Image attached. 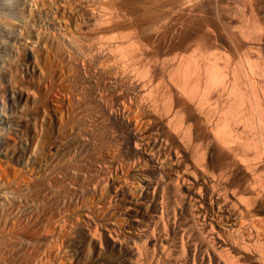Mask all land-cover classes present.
Returning <instances> with one entry per match:
<instances>
[{
  "label": "bare ground",
  "instance_id": "obj_1",
  "mask_svg": "<svg viewBox=\"0 0 264 264\" xmlns=\"http://www.w3.org/2000/svg\"><path fill=\"white\" fill-rule=\"evenodd\" d=\"M112 1L94 0V12L85 15L87 24L99 30L115 23L118 5L115 4L116 8ZM138 2L142 9L156 8L155 13L149 14L153 21L144 26L147 25L148 33L145 30L146 34L139 33L138 28L99 32L92 37L94 46L88 50L94 54L97 75L94 79L98 80L93 120L108 130L106 138L113 145L105 165L91 166V171L94 168L98 176L96 181L90 179V184L95 188L108 173L121 167L126 173L121 179L117 177L112 187L115 194L123 193L132 185L138 195L133 199L127 193L122 198L127 219L123 230L104 227L109 250L115 253L114 258L116 255L112 262L104 264H264V0ZM22 3V0H0V15L8 11L9 4L21 7ZM6 30L9 29L0 26V36H5L9 44L22 42L19 28L13 33ZM71 40L68 41L74 43ZM29 43L22 42L26 45L24 56L31 66L36 60L32 46L35 42ZM0 54V264H17L21 251L24 255L19 264H42L44 259L30 257L29 247L39 241L44 251L46 241L50 234L54 235L61 220L46 222L44 219L40 228L27 221L31 217L25 220L27 215L25 221H20L23 216L20 217L19 205H23L29 179L31 183L34 180L36 152L30 151L29 144L37 134V125L30 109L31 114L24 110L25 114L17 115L18 85L13 81L16 66L6 64V52L1 50ZM24 93L22 101L27 104L29 91L24 89ZM21 117L29 130L22 150L17 151L16 143L4 145L3 140L6 135L16 140ZM82 187L78 184L75 193H80L85 186ZM25 203L28 201L24 200ZM30 205L33 207V202L27 206ZM84 218L91 219L86 213ZM32 225L38 227L36 232ZM91 226L92 230L86 226L90 230L85 231L89 240L87 235L85 238L90 245L100 248L101 238L97 236L99 233L95 234L97 228L94 230V225Z\"/></svg>",
  "mask_w": 264,
  "mask_h": 264
},
{
  "label": "rangeland",
  "instance_id": "obj_2",
  "mask_svg": "<svg viewBox=\"0 0 264 264\" xmlns=\"http://www.w3.org/2000/svg\"><path fill=\"white\" fill-rule=\"evenodd\" d=\"M8 1H10V0H8ZM24 1H26L27 3ZM109 1L111 3L112 0H109ZM22 2L23 3H22L21 7H16L17 5H15L13 7L12 4H14V3L9 4L8 7H6L9 12L5 11L2 15H0V20H1L0 26L1 25L5 26L7 29H9L8 31H10L12 33L18 32L19 31L18 28H19L20 34L22 32L23 35H26V36H23L21 34L22 39H23L22 40L23 43L31 42V44L30 43L29 44L32 45L35 42L34 43L35 45L33 44L32 46H34L33 48L35 51H33V52H35V57H36L35 59L36 60H34L35 64L34 63L32 64L33 67L29 68L32 65L30 66V64L28 62L29 60H27L24 56V49H25L26 45L22 44L21 41H20L21 44L20 43H13V42H10L11 44H9V41L5 36H2V37L0 36V44L3 45V46L0 45V46H2V48H0V51L3 50L4 53L6 52V54H4V58H7L5 60V61H7L6 64L9 63L10 65L14 64L16 66V73H14L13 81H14V83H16L15 85H18V86H16L18 91L16 90L17 93L15 94V100L18 104L17 115L19 116V114H20V116H21V113H22V115L25 113H29V114L32 113L31 115H34V118L36 117L35 118V126L37 125V128H36L37 134H35V137H33L34 139L33 138L31 139L32 141L30 140L29 148H30V151L33 150V153L36 152L35 154L37 156V157H34L35 154L33 156L35 168L32 171L34 173L33 174L31 173V174L34 177L32 175L30 177H33V179H34V180H32L33 184L34 183H36V184L39 183V184L33 185L30 181L31 178L29 179V182H30L29 185L30 186L28 185V189L30 191L27 189L25 192V195H24V197L26 196V199L24 197L22 199V201H23L22 204L24 206L19 205V210L21 211L20 217L23 216V218H20V221H22V219H23V221H25V220H27V218L29 219L31 217V220H27V221H31V224H32V222H34L35 226H39V228H40L44 222V219L46 222L52 221V220L58 221V219L61 220V221H59L60 225H58V227L56 228L54 235H53V233L50 234L53 237L49 236V239L46 241L44 251L42 249V245L39 244V241H38V243L36 242V246L33 245V244H35V242L33 244H31L32 246L29 247L31 249V250L30 249L29 250L32 252V254L30 252V257L33 259L36 256L35 258L39 259V260L41 259V261L44 259L41 262L42 264H87V263L88 264H104V263L112 262V260L116 258V255L114 258L115 253L110 251L111 249L109 248L108 243H107L108 239L106 236V231H104V227H105V230L108 228H111V226L114 227L115 229L119 230V231L121 229L123 230L124 229L123 227L126 226V224H124V223L127 222L126 213L124 210V206H125V200L124 199L127 197V193H129L128 195H130V197H133V199L138 198V195L136 193V189L132 185L129 186L128 189L123 188L124 189V190L122 189L123 193L119 191V194H117L118 196L115 194L114 188H112V187L116 184V182L118 181V178H120L121 175L124 176V174L126 173V170L123 169L124 170L123 171L121 167H118L116 169V171H112V172L108 173L103 181H99L100 184L94 183L95 188H93V189H95V190L92 189V184H90V181L93 180V178H94V181H96V178L98 176L97 173L93 171L94 168H96V165L98 163L103 164L104 162H106V160L110 156V153L112 152L113 145L110 142H108V140L106 138L107 134H105V133H107L108 130L104 129L101 124L97 125L95 120H93V119H95V115H96V108H94L95 106L93 103H94V96L96 95V93H98L97 92L98 91L97 85H96V82L98 80H97V78L94 79L95 77H97L96 67L94 64V54H93V52L91 53V51H88V50H89V48H92V45L94 46V41H93L94 39L93 38H94L95 34H97L99 32L100 33L102 32L103 34L106 32V34H107L111 30L120 31L122 29L125 30V29H134V28H135V30L138 28L137 32H139V33L144 32V30H145V32H147L146 31L147 25L145 28H144V26H145V24L149 25L150 22L153 21L152 20L153 17L150 16L149 14L155 13L156 8L151 7L148 10H146V8L142 9L139 6L138 0H137L138 3L135 0H128V1L127 0H113L112 3L114 5L115 4L118 5V8H117V5H115L117 8L116 13L118 14V20L115 23H113L111 25L103 26L98 30L96 28L94 29V25H90L89 23L87 24V20L85 19L86 18L85 15L87 14V12L88 13L92 12V10L94 12V6H93L94 0H75V1L74 0H34V1L33 0H22ZM23 4H24V6H23ZM78 4H79V6H77L78 8H76V5H78ZM128 6H130V7L128 8ZM10 8H13V9H10ZM82 9L84 10V12L82 11ZM88 9H89V11H87ZM132 10L134 13L132 12ZM137 11H139V12H137ZM130 12H131V14H130ZM121 14H123V15H121ZM131 15H132V17H131ZM34 20L36 23L34 22ZM15 22H16V24H15ZM21 25L23 26V28L21 27ZM85 25H86V27H85ZM26 26H27V28H26ZM139 28H141V29L143 28V30H141ZM29 30H30V32H29ZM36 30H37V32H35ZM10 32H8V33H10ZM145 32H144V34H146ZM38 34L40 35V38L37 39L36 37L38 36ZM47 34L49 36H51L52 38H50ZM92 34H93V36H92ZM83 35H85V36H83ZM69 36L70 37L72 36L71 38L74 39V43H71L70 41H68V40H71V38ZM27 37H29L30 39ZM86 37H87V39H86ZM45 38L46 39L48 38V40H44ZM73 39L71 41H73ZM50 41L52 42V44ZM69 42L72 44L71 46L69 45ZM75 44H76V47H78V46L79 47L76 48L75 46H73ZM20 45H21V47H20ZM9 46L12 47V50H11V47H9ZM6 47H7V49H6ZM16 47H18L19 49ZM74 48H76V49H74ZM63 49H65V50H63ZM79 49H80V52H79ZM65 51H66V53H65ZM73 52H74V54H73ZM71 54H73V55L71 56ZM78 54H79V56H78ZM91 56H93V57H91ZM76 57H78V58L81 57V58L78 59ZM24 59H26V60H24ZM73 59L76 61L74 62ZM12 60L14 63L12 62ZM15 61H17V62H15ZM71 64H72V66H71ZM85 64H86V67H85ZM35 65H37V66H35ZM2 71H4V69ZM3 74H4V72H3ZM26 86H27V88H26ZM24 89H25V91L26 90L29 91L28 101L26 102L27 104H24L22 101L24 96H25ZM30 92L33 94H31ZM30 99H32V100H30ZM83 100L84 101L86 100V101L84 102ZM0 107H1V105H0ZM32 107H34V108H32ZM22 108H24V109H22ZM29 109L31 110V113H30ZM35 109H37V110H35ZM24 110H25V113H24ZM33 110L36 111V113H34ZM77 111H80V112H77ZM77 113H79V114H77ZM86 116H87V118H86ZM81 117H83V118H81ZM74 119H76V120H74ZM89 123H90V125H89ZM25 127H27V128H25ZM98 128H100V129L98 130ZM18 129H19V132L16 135L17 136L16 140H15V138H14V140L10 139V138H8L9 136L6 135L7 137H5L3 142H4V145H10V144L16 143L17 151H21L22 147L24 146L23 145L24 142L27 140V137H25V136L27 135L28 130H29L28 124L24 120H22V117H21V121L18 122ZM86 131H87V133H86ZM78 132H79V135H78ZM83 132H85V133H83ZM100 133H101V135H100ZM98 134H99V136H98ZM18 135H19V137H18ZM77 136L79 138H77ZM100 136H102L103 138H101ZM83 138H84V140H81ZM11 140H13V141H11ZM76 141L77 142L82 141V143L80 142L81 144L80 143L77 144ZM84 142H85V144H84ZM93 143H95V144H93ZM82 144H84V145H82ZM32 145H33V147H35L34 149H33ZM109 146H110V148H109ZM82 149H83V151H82ZM37 153H38V155H37ZM85 154H86V157H85ZM39 155H40V157H39ZM36 158L39 159L41 162L39 160L37 161ZM83 159H84V161H83ZM36 161L39 162L40 165ZM77 161H79V163H77ZM41 164H42V166H41ZM104 165H105V163H104ZM61 166H63V167H61ZM91 166L94 167L92 171H91V169H92ZM102 167H105V166H102ZM81 169H82V171H81ZM120 169L122 171H119ZM74 170L77 172V174H76V172L74 173ZM104 170H105V168H104ZM35 172H36V174H35ZM79 172L82 173L81 176H80V174H78ZM89 172L90 173L92 172L93 174L91 173L89 175ZM60 173H61V175H60ZM94 173H95V175H94ZM38 174H40V176ZM83 176L86 177V179L84 177L85 180L83 179ZM48 179H50V181ZM116 179H117V181H116ZM67 180H68V182H67ZM77 180H79L81 182L79 183V181H77ZM42 182H43V184H41ZM59 182H61V183H59ZM83 183H85V184H83ZM46 184H48V185H46ZM78 184L81 187H82V185H83V187L85 186L84 188L82 187L83 189L81 192L83 194L81 192L80 193L77 192L78 194L75 193L74 188ZM88 185H91V186H88ZM29 187H31V188L33 187V188L31 189ZM91 189H92V192L90 191ZM73 193L75 195L77 194V196H75ZM32 194H33V196H32ZM80 194H82V195H80ZM124 194H126V197ZM63 197H64V199H62ZM122 198H124V199H122ZM24 200H26V202L28 201V204L25 203L26 204L25 205ZM83 200H84V202H83ZM123 200H124V203L122 202ZM45 201H46V203H45ZM51 201H52V203H51ZM74 201H75V204H74ZM21 202H20V204H21ZM32 202H33V207H32V205H30V207H28L29 204H32ZM34 203H36L35 206H34ZM40 203L45 204V205H40ZM81 204H83V205L81 206ZM36 206H38L37 207L38 209L35 208ZM51 206H52V208H51ZM48 207H50V208H48ZM55 207L57 210L55 209ZM73 207H74V209H73ZM30 208H32V209H30ZM66 211L69 212V214ZM31 212H33V213H31ZM35 212H37V213H35ZM59 212H60V214H59ZM82 212H84V213H82ZM49 213H50V215H49ZM77 213L80 215H78ZM85 213L89 215V218H91V219L87 220L88 222L86 220H84L85 219L84 218ZM21 214H23V215H21ZM31 214H32V216L37 214L39 216H37V215H35V216L39 217V218L37 219L35 216L32 217ZM26 215H27V217H26ZM68 215H70V216H68ZM82 215H83V218L81 219ZM24 218H25V220H24ZM77 218H79V219H77ZM123 218L126 219L125 222H124ZM32 220H34V221H32ZM35 220H36V222H35ZM74 221H75V223H74ZM82 221H84V222H82ZM96 221H97V223H96ZM89 222H90V224H89ZM63 223L66 227L63 225ZM85 223H86V226L90 230L93 229V228L92 229L90 228L91 225H92L91 227H93V225H94V230H95V227L97 228L96 231H98V232L95 231L96 232L95 234L99 233L97 236H99L101 238L100 242L102 243L101 244L102 247L99 248V246L97 247V245H95V244L90 245L91 243L88 241L89 240L88 233L85 232L89 229H85V228H87L85 226ZM87 224H89L90 226ZM111 224H113V225H111ZM120 224H122V225H120ZM114 225H116V226H114ZM33 226L34 225H32V227ZM73 226H74V228H73ZM34 227L32 230L34 232H36L38 227H35V229H34ZM100 227L102 229H100ZM59 228H61L60 232H58ZM101 231H102V233H101ZM67 232L68 233L70 232V233L68 234ZM82 232H85V233H82ZM61 235L63 237L65 235H67V236H65L63 238ZM86 235L88 237V238L86 237L88 240H86V238H85ZM51 237H52V239H51ZM83 239H84V241H83ZM87 241H88V243H87ZM53 244H55V245L53 246ZM52 247H54V248H52ZM87 247L90 249H88ZM104 247H106V248H104ZM73 250H74V252H73ZM48 251L51 253L48 254L49 253ZM22 252L23 251H21V253L18 254V256H17V260H19L17 262V264H19V262L22 263V261H20L24 255V254H22ZM51 254L52 255L55 254V255L52 256ZM103 254H104V256H103ZM102 258H103V260H102ZM45 260H47V261H45Z\"/></svg>",
  "mask_w": 264,
  "mask_h": 264
}]
</instances>
